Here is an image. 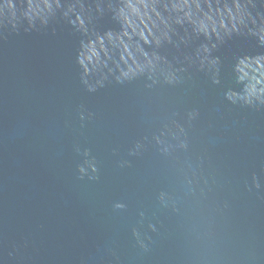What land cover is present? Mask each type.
<instances>
[{
	"label": "water",
	"instance_id": "water-1",
	"mask_svg": "<svg viewBox=\"0 0 264 264\" xmlns=\"http://www.w3.org/2000/svg\"><path fill=\"white\" fill-rule=\"evenodd\" d=\"M183 2L0 0V264H264V0Z\"/></svg>",
	"mask_w": 264,
	"mask_h": 264
},
{
	"label": "clouds",
	"instance_id": "clouds-1",
	"mask_svg": "<svg viewBox=\"0 0 264 264\" xmlns=\"http://www.w3.org/2000/svg\"><path fill=\"white\" fill-rule=\"evenodd\" d=\"M186 5L188 6V11H186L184 15L189 19H192L193 23H197L199 30L206 33L208 32L209 28H211L213 32H217L218 26L219 28L231 31L236 29L238 24H242L244 22L246 9L239 2H237L235 5V12H233L232 8L225 5V13V11L221 10L219 7L213 9L210 0L208 3V10L205 11L201 7L199 0H196L195 7L197 13L202 14L197 15L196 19H193L194 13L191 10V5L188 4V0H184L183 4L180 5L174 4L173 8H180L182 10ZM52 10L51 0H43V6L36 5L33 7L30 5V12L35 13L36 15H47ZM152 13H155V16L159 18L162 23L167 24V21L157 10L155 3H149V0H126V4L119 10V15L127 25L124 30V35L131 37V33H129L127 30L128 28H131L133 33L138 32V34L147 41L148 37L145 35L144 29L147 28L148 33L152 34V30L148 26V21H151L153 25L156 24V21L153 20ZM217 16L219 19H217ZM226 20L231 23V28L228 27ZM141 24L144 25L143 28L140 27ZM217 34L219 35L218 32ZM109 36L111 38V34H109ZM102 40L103 38H101V41ZM121 42L123 43L122 37ZM127 48L128 45L125 43V49ZM91 52L93 55L98 57L99 54L95 49L94 43L91 46ZM88 58L91 59L92 57L89 56ZM255 63L259 65V68H254L252 63L245 60H241L240 65L238 66L239 71L242 73L240 79L243 80L248 78L250 80L248 85V92L250 96L256 95L258 92L264 93V86L260 87L259 89L257 88L258 84L264 85V72H260V69H264V64H260L259 60H256ZM249 69H251L253 73L260 72L261 75L259 77L256 75H250Z\"/></svg>",
	"mask_w": 264,
	"mask_h": 264
}]
</instances>
